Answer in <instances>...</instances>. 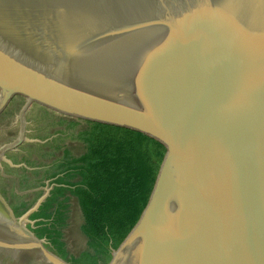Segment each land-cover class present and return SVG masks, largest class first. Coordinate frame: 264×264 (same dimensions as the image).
Listing matches in <instances>:
<instances>
[{
	"label": "water",
	"instance_id": "obj_1",
	"mask_svg": "<svg viewBox=\"0 0 264 264\" xmlns=\"http://www.w3.org/2000/svg\"><path fill=\"white\" fill-rule=\"evenodd\" d=\"M49 116L157 144L137 207L90 264H264V0H0V172L18 170L19 195L35 196L22 158L65 128ZM49 183L21 215L0 190V264H89L76 197L64 251L37 231Z\"/></svg>",
	"mask_w": 264,
	"mask_h": 264
},
{
	"label": "trees",
	"instance_id": "obj_2",
	"mask_svg": "<svg viewBox=\"0 0 264 264\" xmlns=\"http://www.w3.org/2000/svg\"><path fill=\"white\" fill-rule=\"evenodd\" d=\"M49 118L51 128H65L47 134V138L59 134L58 138L31 145V149L42 151L39 158L23 157L22 162L34 169H21L20 188L33 189L35 196L30 198L29 193L19 195L12 188L17 199L15 210L21 215L31 208L44 194L49 180L52 188L32 218L38 219L37 231L64 251V228L70 216V200L76 197L83 217L80 228L88 238V250L81 254L80 260L94 263L137 207L146 187L157 144L128 129L99 125L78 129L79 123ZM66 134L83 143L81 154L75 155L64 142L62 137ZM48 156L54 160L39 162ZM10 170L12 173L18 171Z\"/></svg>",
	"mask_w": 264,
	"mask_h": 264
},
{
	"label": "flooded vegetation",
	"instance_id": "obj_3",
	"mask_svg": "<svg viewBox=\"0 0 264 264\" xmlns=\"http://www.w3.org/2000/svg\"><path fill=\"white\" fill-rule=\"evenodd\" d=\"M5 114H7V113H5ZM4 114V115H5ZM3 115V116H4ZM2 116V117H3ZM23 159V158H22ZM9 171V169H7L6 171H5V173L3 174V173H1L0 172V180H3L4 182H6L7 184H6V186H2L1 188H0V190L4 193V195L8 198V197H14V195L12 194V189L11 190H9L8 189V186H9V183L8 182H10V180H12L13 179V177H12V173H9L8 172ZM7 172V173H6ZM1 178H3V179H1ZM14 180V179H13ZM16 192V191H15ZM17 193V192H16Z\"/></svg>",
	"mask_w": 264,
	"mask_h": 264
}]
</instances>
